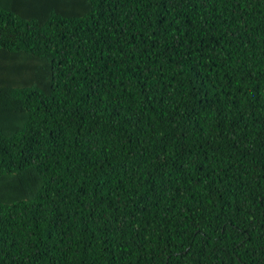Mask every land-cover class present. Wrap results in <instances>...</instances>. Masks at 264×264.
Instances as JSON below:
<instances>
[{
  "label": "trees",
  "instance_id": "16d2710c",
  "mask_svg": "<svg viewBox=\"0 0 264 264\" xmlns=\"http://www.w3.org/2000/svg\"><path fill=\"white\" fill-rule=\"evenodd\" d=\"M0 264H264V0H0Z\"/></svg>",
  "mask_w": 264,
  "mask_h": 264
}]
</instances>
